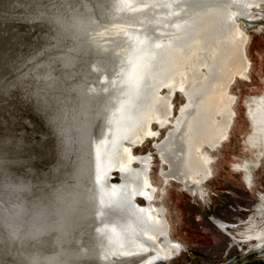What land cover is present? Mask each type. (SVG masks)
Instances as JSON below:
<instances>
[{"label": "clouds", "instance_id": "9594fccd", "mask_svg": "<svg viewBox=\"0 0 264 264\" xmlns=\"http://www.w3.org/2000/svg\"><path fill=\"white\" fill-rule=\"evenodd\" d=\"M63 152L59 117H51ZM79 184L69 166L38 172L22 141L0 134V264H79L71 246L81 212Z\"/></svg>", "mask_w": 264, "mask_h": 264}]
</instances>
